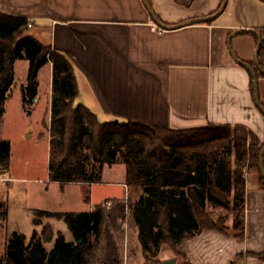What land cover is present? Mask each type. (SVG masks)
Masks as SVG:
<instances>
[{
  "label": "crops",
  "instance_id": "0c3cea01",
  "mask_svg": "<svg viewBox=\"0 0 264 264\" xmlns=\"http://www.w3.org/2000/svg\"><path fill=\"white\" fill-rule=\"evenodd\" d=\"M149 1L168 25L208 17L222 5V0H192L190 7L175 0ZM0 14L27 18L32 24L30 35L68 58L78 86L75 103L90 109L101 123L134 121L176 130L210 124L243 126L264 145V115L252 95V77L234 60L228 46L237 30H264L262 0H228L224 13L211 24L172 31L156 26L144 0H0ZM231 45L239 60L255 64V36L236 35ZM21 62L28 72L29 62ZM37 82L34 101L47 105L49 111L52 62L40 70ZM258 83L264 107V76ZM245 178V233L234 249L240 250L238 255L220 258L221 254L200 257L194 253L210 250L211 239L224 238L217 230H205L178 245V250H193L192 258L186 252L190 264H230L233 260L232 264H264V187L253 167L247 169ZM120 185L123 198L111 200L123 201L128 197L125 177L116 184L102 177V183L90 189ZM232 225L233 215L226 226L235 237Z\"/></svg>",
  "mask_w": 264,
  "mask_h": 264
},
{
  "label": "trees",
  "instance_id": "16d2710c",
  "mask_svg": "<svg viewBox=\"0 0 264 264\" xmlns=\"http://www.w3.org/2000/svg\"><path fill=\"white\" fill-rule=\"evenodd\" d=\"M175 1L186 7L192 4V0ZM29 24L27 18L0 14V126L15 83V62H29L27 83L21 86L25 106L38 95L40 70L52 62L50 120L44 122L50 138L49 180L90 187L102 183L105 166L123 164L128 197L108 200L112 208L99 204L88 212H36L33 223L42 226L41 232L35 230L29 243L23 234H12L0 264H86V255L99 245L105 222L121 221L133 210L140 216L143 244L154 255L164 244L181 255L179 243L205 230L226 234L229 228L222 218H214L210 205L231 208L232 230L243 240L249 167L258 170L264 187L258 136L243 126L210 124L176 130L134 121L101 123L90 109L75 103L78 86L71 62L30 35ZM256 31L262 38L259 62L264 70V30ZM250 64L258 78L264 76ZM251 89L254 97L253 79ZM10 161L11 143L0 139V175L9 172ZM44 217L63 220L74 240L68 242L62 233L56 238L54 227L43 224ZM53 241L48 251L45 244ZM111 249L112 261H117L115 247Z\"/></svg>",
  "mask_w": 264,
  "mask_h": 264
},
{
  "label": "rangeland",
  "instance_id": "374dc122",
  "mask_svg": "<svg viewBox=\"0 0 264 264\" xmlns=\"http://www.w3.org/2000/svg\"><path fill=\"white\" fill-rule=\"evenodd\" d=\"M35 31V30H34ZM15 83L5 103V113L0 126V139L11 143L10 170L0 175V258L5 253L8 239L14 233L26 236L31 241L35 230L41 232L42 226H35L33 218L38 211L51 213H81L94 209L99 204L112 208L111 197L123 198L124 189L120 187H90L80 184L61 186L51 182L48 176L50 138L47 125L50 110L42 102L33 101L25 106L22 100L21 86L27 83L28 72L24 63L17 60ZM125 166L117 164L104 169L103 180L106 183H121L125 177ZM258 173V170L255 169ZM259 174V173H258ZM92 192V193H91ZM89 201H86V196ZM107 199V200H105ZM215 219H223L225 225L231 224V208L209 206ZM140 216L133 210L123 220H107L103 226L99 245L86 255V264H166L176 261L177 264H190L187 250L176 252L167 244L155 255L144 246L143 237L137 219ZM43 224H51L56 233H62L68 242L74 236L63 220L42 218ZM224 238H213L209 241L210 250H194L203 257L206 255L224 258L231 254L238 255L237 249L241 240L233 237L231 231L220 233ZM110 239L112 241L110 245ZM189 239V238H188ZM234 239L235 242L232 240ZM54 241L45 244L52 250ZM115 247L117 261H112L111 247ZM222 247V251L219 249ZM156 251V250H155ZM187 252V253H186ZM234 261V260H233ZM233 261H230L232 264ZM199 263H203L200 259ZM196 264V263H194ZM205 264V263H203Z\"/></svg>",
  "mask_w": 264,
  "mask_h": 264
},
{
  "label": "water",
  "instance_id": "95a60500",
  "mask_svg": "<svg viewBox=\"0 0 264 264\" xmlns=\"http://www.w3.org/2000/svg\"><path fill=\"white\" fill-rule=\"evenodd\" d=\"M262 1H264V0H262ZM227 3H228V0H222V5H221L220 9L216 13H214V14L208 16V17L198 18V19H194V20H189V21L182 22V23L176 24V25H168V24H165L164 22H162L158 18V16L156 15L154 10L152 9L150 1L149 0H144V4H145L147 10L149 11L150 16L152 17V19H153L154 23L156 24V26L159 27L160 29L166 30V31L177 30V29H181V28H184V27H187V26H191V25H195V24H205V23L213 22L219 16H221L224 13V11L226 10V7H227ZM244 33L254 34L258 38V46H257L254 62H255V66L258 69V71L261 74L264 75V70L261 68V65H260V62H259V52H260V48H261V45H262V38H261V35L257 31H255V30H237L234 33H232V35L230 36L229 42H228L229 51H230V54L232 55V57L234 58V60L238 64H240L241 66L245 67L248 70V72L250 73V75H251V77L253 79V89H254L255 103H256V106L258 107V109L260 110V112L264 115V107H263V105L261 103L257 73H256V71L254 70V68L251 65H249L247 63H244V62H242L241 60H239L237 58V56L235 55V53L233 51L232 45H231V40H232V38L234 36L240 35V34H244ZM259 169H260L262 177L264 178V145L262 146V150H261V153H260V156H259ZM166 264H176V261L175 260L174 261H170V262H167Z\"/></svg>",
  "mask_w": 264,
  "mask_h": 264
},
{
  "label": "built area",
  "instance_id": "2783aa9c",
  "mask_svg": "<svg viewBox=\"0 0 264 264\" xmlns=\"http://www.w3.org/2000/svg\"><path fill=\"white\" fill-rule=\"evenodd\" d=\"M29 27L32 28V24L31 23L29 24Z\"/></svg>",
  "mask_w": 264,
  "mask_h": 264
}]
</instances>
